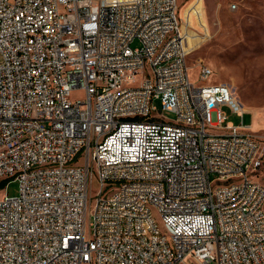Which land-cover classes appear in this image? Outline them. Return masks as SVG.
I'll return each instance as SVG.
<instances>
[{
  "label": "built area",
  "instance_id": "2783aa9c",
  "mask_svg": "<svg viewBox=\"0 0 264 264\" xmlns=\"http://www.w3.org/2000/svg\"><path fill=\"white\" fill-rule=\"evenodd\" d=\"M190 48L177 0H0V264H264V146Z\"/></svg>",
  "mask_w": 264,
  "mask_h": 264
},
{
  "label": "rangeland",
  "instance_id": "374dc122",
  "mask_svg": "<svg viewBox=\"0 0 264 264\" xmlns=\"http://www.w3.org/2000/svg\"><path fill=\"white\" fill-rule=\"evenodd\" d=\"M177 4L179 25L191 47L185 60L190 83L195 88L228 86L244 111V125L264 146V0H177ZM200 65L211 70L209 80H199ZM71 98L82 100L84 94L77 91ZM153 105L160 110L158 102ZM164 117L175 119L169 113ZM230 122L236 124L238 119L232 117ZM255 180L264 186V163ZM91 189L93 208L99 191L96 180ZM18 194L17 181L0 180V199ZM152 214L165 233L155 208ZM185 262L196 264L190 258Z\"/></svg>",
  "mask_w": 264,
  "mask_h": 264
}]
</instances>
